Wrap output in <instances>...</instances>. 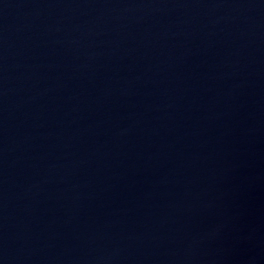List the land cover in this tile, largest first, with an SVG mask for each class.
I'll return each instance as SVG.
<instances>
[{
    "label": "water",
    "instance_id": "obj_1",
    "mask_svg": "<svg viewBox=\"0 0 264 264\" xmlns=\"http://www.w3.org/2000/svg\"><path fill=\"white\" fill-rule=\"evenodd\" d=\"M0 264H264V0H0Z\"/></svg>",
    "mask_w": 264,
    "mask_h": 264
}]
</instances>
